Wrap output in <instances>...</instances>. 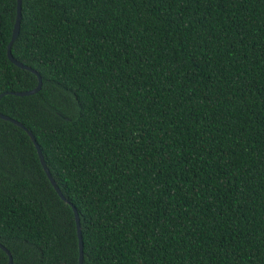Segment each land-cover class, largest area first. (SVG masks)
Segmentation results:
<instances>
[{
    "label": "trees",
    "instance_id": "16d2710c",
    "mask_svg": "<svg viewBox=\"0 0 264 264\" xmlns=\"http://www.w3.org/2000/svg\"><path fill=\"white\" fill-rule=\"evenodd\" d=\"M16 12L0 0V93L38 83L7 56ZM11 53L42 85L0 113L75 206L82 264H264V0H22ZM0 244L79 261L72 207L2 118Z\"/></svg>",
    "mask_w": 264,
    "mask_h": 264
},
{
    "label": "water",
    "instance_id": "95a60500",
    "mask_svg": "<svg viewBox=\"0 0 264 264\" xmlns=\"http://www.w3.org/2000/svg\"><path fill=\"white\" fill-rule=\"evenodd\" d=\"M21 2L22 0H17V12H16V18H15V23H14V26H13V30H12V35H11V39L8 43V46H7V56L9 58V60L14 63L15 65H17L18 67L20 68H23V69H27V70H30L32 71L33 73H35L38 77V83L37 85L30 89V90H23V91H6V92H2L0 93V98L5 95V94H16V95H19V96H23V95H30V94H33V93H36L40 88H41V85H42V80H41V77L40 75L38 74V72L31 68L30 66L28 65H25L23 63H21L20 61L16 60L12 53H11V46H12V43L15 41V39L17 38L18 36V33H19V27H20V19H21ZM0 118L4 119V120H9L17 125H19L20 127H22L26 133L29 135L30 139L32 140V142L34 143L35 147H36V150H37V153H38V157H39V160L41 162V165L47 175V177L49 178L52 186L54 187L55 191L57 192V194L63 199L65 200L67 203L70 204V206L72 207L73 209V212H74V216H75V221H76V228H77V236H78V245H79V261H78V264H82V261H83V241H82V235H81V227H80V221H79V216H78V212L75 208V206L68 200L64 197V195L62 194L61 190L59 189L58 185L56 184L54 178L52 177L50 171L48 170V167L44 161V157L42 155V152H41V149H40V146L38 144V142L36 141V138L35 136L32 134V132L30 130H28L26 127H24L20 122H18L17 120L7 116V115H4L2 113H0ZM0 248L2 250H4L7 254H8V262L7 264H11L12 263V256L9 252L8 249H6V247H4L2 244H0Z\"/></svg>",
    "mask_w": 264,
    "mask_h": 264
}]
</instances>
